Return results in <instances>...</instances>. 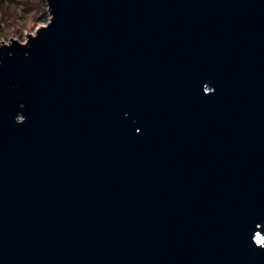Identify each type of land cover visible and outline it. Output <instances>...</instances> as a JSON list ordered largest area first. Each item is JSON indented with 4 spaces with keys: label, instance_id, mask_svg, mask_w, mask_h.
<instances>
[{
    "label": "water",
    "instance_id": "1",
    "mask_svg": "<svg viewBox=\"0 0 264 264\" xmlns=\"http://www.w3.org/2000/svg\"><path fill=\"white\" fill-rule=\"evenodd\" d=\"M0 45V264H264V0H46Z\"/></svg>",
    "mask_w": 264,
    "mask_h": 264
},
{
    "label": "rangeland",
    "instance_id": "2",
    "mask_svg": "<svg viewBox=\"0 0 264 264\" xmlns=\"http://www.w3.org/2000/svg\"><path fill=\"white\" fill-rule=\"evenodd\" d=\"M50 17L47 2L45 5L39 0H12L5 10L0 8V45L2 40L11 41V37L26 41L27 33H35Z\"/></svg>",
    "mask_w": 264,
    "mask_h": 264
},
{
    "label": "trees",
    "instance_id": "3",
    "mask_svg": "<svg viewBox=\"0 0 264 264\" xmlns=\"http://www.w3.org/2000/svg\"><path fill=\"white\" fill-rule=\"evenodd\" d=\"M12 0H0V8L1 9H4L6 8V6L9 4V2H11ZM40 4H45L46 5V2L45 0H39ZM5 13H8V10L5 12Z\"/></svg>",
    "mask_w": 264,
    "mask_h": 264
}]
</instances>
